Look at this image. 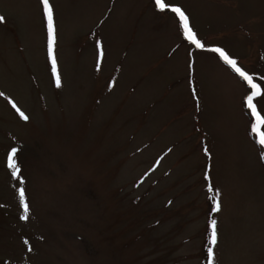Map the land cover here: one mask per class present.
Instances as JSON below:
<instances>
[{
	"label": "rangeland",
	"instance_id": "obj_1",
	"mask_svg": "<svg viewBox=\"0 0 264 264\" xmlns=\"http://www.w3.org/2000/svg\"><path fill=\"white\" fill-rule=\"evenodd\" d=\"M167 2L206 47L264 76V0ZM49 3L59 89L39 0H0V93L29 118L0 97V264H206L209 183L222 193L215 264H264V162L234 73L152 0Z\"/></svg>",
	"mask_w": 264,
	"mask_h": 264
},
{
	"label": "snow or ice",
	"instance_id": "obj_2",
	"mask_svg": "<svg viewBox=\"0 0 264 264\" xmlns=\"http://www.w3.org/2000/svg\"><path fill=\"white\" fill-rule=\"evenodd\" d=\"M154 5V11L162 15L172 14L174 20L177 23V34L182 37L184 42L188 45L195 47L197 50L209 54H214L219 58L228 69L234 73L235 77L238 78L243 88V93L241 96V109L242 113L247 116V127L246 135L252 138L255 145H258L260 151L259 159L264 162V113H261L258 109V102L264 99V76L250 75L246 70H243L238 66V61L236 59L230 58V56L221 47H206L201 39L198 38L197 34L193 31L190 26V19L188 15L179 6L170 5L167 0H152ZM39 4L42 6L43 19L46 22L47 30V56L48 61L51 65V76L54 85L57 89L62 87L61 78L58 74L57 62L54 55V47L56 44V31L54 26V12L53 8L50 6L49 0H39ZM5 22V18L0 15V24ZM96 49L98 52L97 59V71H99L100 60L103 57V52L101 50V43L97 41ZM192 64H189V68ZM192 84V81H189ZM109 85V89H111ZM192 95L194 99H197V93L193 89ZM0 97L7 101L16 114L19 116L20 120L27 123L29 121L28 116L22 112L17 105L8 96H4L0 93ZM171 151V149H169ZM204 156L210 158V153L207 148L204 149ZM18 160V149L12 147L10 151L6 153L5 164L7 169L11 172V177L13 180H19L20 184H24L25 181L20 179L19 173L21 169L17 164ZM159 163V161H157ZM204 181H210V174L208 171L205 172ZM206 192L208 193L207 199L210 201L209 212L212 213V218L210 219L206 235V243L208 245L206 252V264H215V254L214 251L219 243L218 234V222L215 215L222 212V193L217 190L212 184H208L206 187ZM19 195V205L22 209V215L20 220L24 221L28 218L29 206L26 203L25 192L23 189H17ZM25 245L28 244V240H24ZM32 251L31 248L28 249Z\"/></svg>",
	"mask_w": 264,
	"mask_h": 264
},
{
	"label": "trees",
	"instance_id": "obj_3",
	"mask_svg": "<svg viewBox=\"0 0 264 264\" xmlns=\"http://www.w3.org/2000/svg\"><path fill=\"white\" fill-rule=\"evenodd\" d=\"M202 246V252L204 253V259H205V255H206V252H207V247H208V245H207V243H206V241H204V243H203V245H201Z\"/></svg>",
	"mask_w": 264,
	"mask_h": 264
}]
</instances>
